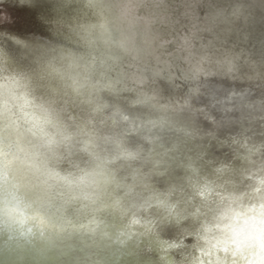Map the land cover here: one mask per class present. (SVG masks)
I'll use <instances>...</instances> for the list:
<instances>
[{"label":"clouds","instance_id":"9594fccd","mask_svg":"<svg viewBox=\"0 0 264 264\" xmlns=\"http://www.w3.org/2000/svg\"><path fill=\"white\" fill-rule=\"evenodd\" d=\"M0 264H264V0H0Z\"/></svg>","mask_w":264,"mask_h":264}]
</instances>
